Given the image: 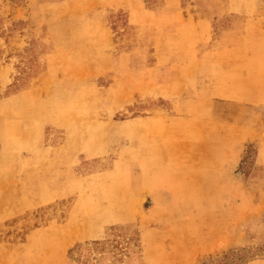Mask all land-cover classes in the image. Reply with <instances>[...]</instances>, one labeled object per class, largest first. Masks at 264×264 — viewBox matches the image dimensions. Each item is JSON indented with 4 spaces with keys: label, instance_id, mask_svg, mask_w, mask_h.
Masks as SVG:
<instances>
[{
    "label": "rangeland",
    "instance_id": "1",
    "mask_svg": "<svg viewBox=\"0 0 264 264\" xmlns=\"http://www.w3.org/2000/svg\"><path fill=\"white\" fill-rule=\"evenodd\" d=\"M0 264H264V0H0Z\"/></svg>",
    "mask_w": 264,
    "mask_h": 264
}]
</instances>
